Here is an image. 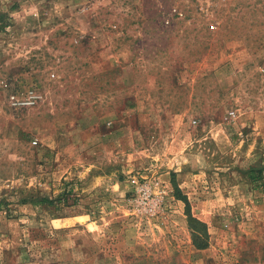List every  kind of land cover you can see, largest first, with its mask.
Listing matches in <instances>:
<instances>
[{
	"label": "rangeland",
	"instance_id": "rangeland-1",
	"mask_svg": "<svg viewBox=\"0 0 264 264\" xmlns=\"http://www.w3.org/2000/svg\"><path fill=\"white\" fill-rule=\"evenodd\" d=\"M0 15V264H264V0Z\"/></svg>",
	"mask_w": 264,
	"mask_h": 264
},
{
	"label": "built area",
	"instance_id": "built-area-1",
	"mask_svg": "<svg viewBox=\"0 0 264 264\" xmlns=\"http://www.w3.org/2000/svg\"><path fill=\"white\" fill-rule=\"evenodd\" d=\"M37 98H38V95L34 91H30L26 99L20 101V100H17L14 96H12V101L15 104H24L27 102L28 103L34 102ZM134 192L136 194L141 193V197H140L142 200L141 202H143L144 204H146V202L147 203L149 202V197L151 196V193H150V189L147 183L145 182L136 183L134 185Z\"/></svg>",
	"mask_w": 264,
	"mask_h": 264
},
{
	"label": "trees",
	"instance_id": "trees-1",
	"mask_svg": "<svg viewBox=\"0 0 264 264\" xmlns=\"http://www.w3.org/2000/svg\"><path fill=\"white\" fill-rule=\"evenodd\" d=\"M1 16H2V15H0V20L2 19ZM63 194L66 195L65 192H63ZM40 201H41V202H47V203H49V204H51V203L53 202L51 199H48V198H46V197H42V198H40ZM197 222H198L199 224H202V225H203V223H202L201 221H197ZM195 245H196L198 248H203V247H205V243H202L201 241L198 242V243H195Z\"/></svg>",
	"mask_w": 264,
	"mask_h": 264
}]
</instances>
